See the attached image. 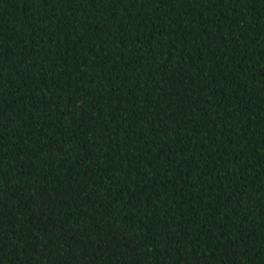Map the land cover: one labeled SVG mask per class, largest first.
<instances>
[{
	"label": "trees",
	"instance_id": "16d2710c",
	"mask_svg": "<svg viewBox=\"0 0 264 264\" xmlns=\"http://www.w3.org/2000/svg\"><path fill=\"white\" fill-rule=\"evenodd\" d=\"M0 264H264V0H0Z\"/></svg>",
	"mask_w": 264,
	"mask_h": 264
}]
</instances>
